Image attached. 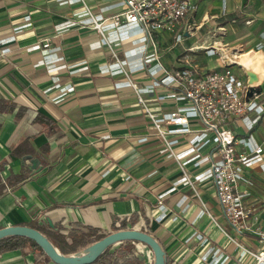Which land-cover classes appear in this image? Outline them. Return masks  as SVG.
I'll return each mask as SVG.
<instances>
[{
  "label": "crops",
  "instance_id": "crops-1",
  "mask_svg": "<svg viewBox=\"0 0 264 264\" xmlns=\"http://www.w3.org/2000/svg\"><path fill=\"white\" fill-rule=\"evenodd\" d=\"M117 3L0 0V99L13 105L12 110L0 112V228H36L60 253L71 255L124 224L123 229L150 234L164 250L166 264H256L245 251L257 253L264 250V244L251 231L232 229L210 182L198 184L196 192L185 184L175 185L180 176L177 164L162 152V143L136 94L123 83L125 75L102 70L112 71L117 59H128L137 45L136 28L108 31L109 42L102 44L101 35L80 26L79 18L86 12L84 5L92 14L107 17L117 12ZM207 16L202 17L199 2L198 10L190 15L196 24L201 21L196 31ZM195 34L184 31L179 48L172 47L171 35H156L167 69L185 66L181 57L198 47L194 46L197 42H190ZM44 38H50L46 50L31 49ZM248 49L245 44L227 51L220 46L215 56L206 54L217 63L210 70L222 69V52L230 58L231 51L240 55ZM252 57L247 59L249 71L262 72L256 76L259 83L264 82V53ZM45 58L48 63L42 62ZM233 67L243 78L240 68ZM128 76L139 87L152 81L141 70ZM166 93L158 88L142 97L153 110L167 111L176 103L155 99ZM260 103L264 107V94ZM37 113L50 122L36 120ZM261 117L264 123V113ZM227 128L236 136H240L239 128L246 129L240 119ZM188 137L175 136L174 149H185ZM243 137L264 148V133L249 132ZM22 142L24 152L17 154L14 150ZM256 166L244 169L253 184L240 187L249 193L245 205L252 210L250 223L264 226V169ZM197 172L190 167V174ZM65 229L69 239L61 232ZM124 244L116 243L110 251ZM131 245L143 257V264H153L149 246L138 241ZM0 264L56 263L27 244L0 254Z\"/></svg>",
  "mask_w": 264,
  "mask_h": 264
},
{
  "label": "built area",
  "instance_id": "built-area-1",
  "mask_svg": "<svg viewBox=\"0 0 264 264\" xmlns=\"http://www.w3.org/2000/svg\"><path fill=\"white\" fill-rule=\"evenodd\" d=\"M84 8L86 12L79 18L80 26L100 34L102 44L109 42L105 38L108 31L136 28L137 45L126 56L128 59H117L112 71L108 68L102 70L125 75L123 83L136 94L156 137L162 143V152L177 164L180 176L175 185L185 184L196 192L198 184L210 182L222 214L232 229L238 233L251 231L264 244V226L250 223L252 210L245 205L249 193L240 187L242 183L246 186L253 184L252 179L244 175V169L254 165L264 169V148L252 144L249 138L234 135L227 128L230 122L240 119L247 130L252 129L264 113L260 103L261 93L251 91L256 89V85L245 83L234 73L232 64H229L231 59L224 52L219 55L222 69L204 73L188 66L169 70L162 62L156 35H171L172 47L181 44L184 25L198 10V0H118L117 12L107 17L92 14L85 5ZM49 46L50 38H44L31 49L44 51ZM199 48L210 57L218 54V46L213 44ZM42 62L48 63V60L45 58ZM235 64L240 65L238 62ZM140 70L152 77L146 87H139L128 76ZM158 88L166 89L167 93L157 95L155 99L175 102L173 109L153 110L150 102L142 97L144 93H155ZM249 92L251 95H248ZM194 124L199 127L193 128ZM177 135H189L185 149L180 151L174 149L178 141L174 137ZM190 167L198 172L190 174ZM205 212L211 216L210 211ZM61 232L68 236L67 229ZM245 252L255 258L256 264H264V250Z\"/></svg>",
  "mask_w": 264,
  "mask_h": 264
},
{
  "label": "rangeland",
  "instance_id": "rangeland-1",
  "mask_svg": "<svg viewBox=\"0 0 264 264\" xmlns=\"http://www.w3.org/2000/svg\"><path fill=\"white\" fill-rule=\"evenodd\" d=\"M206 2L203 4V2ZM201 5L202 17H205L203 25L198 29L197 24L191 21H187L184 25V31L187 34L192 35L196 33L194 37L190 39V42H197L198 46L192 52H187L181 57L182 63L185 66L193 67L199 72L204 73L206 70H210L211 66H215L217 63L215 60H209L204 49L199 48L203 44L205 45H218L228 50L231 46L245 44L249 45V49L245 53L240 52L238 55L236 52L230 54L229 64H232L233 68H238L241 73H244L242 80L247 83H253L258 89L264 83H259V79L256 74L261 76L262 72L249 71L248 68L243 65H237L236 62L244 63L250 56L256 52L264 53V0H198ZM208 12V13H205ZM203 20V19H202ZM183 31V33H184ZM184 37V36H183ZM220 45V46H219ZM179 48V44L174 46ZM243 53V54H242ZM235 54V55H234ZM242 56V57H241ZM210 57V56H209ZM253 58V57H252ZM213 59V58H210ZM255 59V57L253 58ZM261 61V60H260ZM240 64V63H239ZM256 78H254V77ZM252 77V78H251ZM264 94V91L261 92ZM262 118V117H261ZM258 125H261L259 129ZM252 132L255 136H259L260 132L264 133V123L257 121L254 125ZM240 136H247L249 132L246 129L239 128ZM257 166L254 165L251 168L255 169ZM120 230V229H119ZM117 231V230H112ZM69 238V236H67ZM66 237V238H67Z\"/></svg>",
  "mask_w": 264,
  "mask_h": 264
},
{
  "label": "water",
  "instance_id": "water-1",
  "mask_svg": "<svg viewBox=\"0 0 264 264\" xmlns=\"http://www.w3.org/2000/svg\"><path fill=\"white\" fill-rule=\"evenodd\" d=\"M261 93L264 91V85L257 89H251ZM251 95V92L248 93ZM51 224L50 221H48ZM8 236H23L34 241L43 251V253L56 264H91L109 246L123 241L131 240L146 244L153 252V264H166L165 253L160 244L148 233L135 229H121L106 234L103 238L93 242L82 251L64 255L58 251L51 241L39 230L30 226L10 225L0 228V239Z\"/></svg>",
  "mask_w": 264,
  "mask_h": 264
},
{
  "label": "trees",
  "instance_id": "trees-1",
  "mask_svg": "<svg viewBox=\"0 0 264 264\" xmlns=\"http://www.w3.org/2000/svg\"><path fill=\"white\" fill-rule=\"evenodd\" d=\"M12 107L13 105H10V103L0 99V112L12 110ZM35 119L46 125L50 122V119L39 113H37ZM23 147H25L24 142H22L14 151H17V154L23 153ZM22 156L25 157V155ZM124 227L125 225L121 224L119 227H113V230L123 229ZM104 236V234L98 235L96 239L99 240ZM131 242V240L121 242L125 243L124 246H121L114 251H110L112 246H109L106 251L91 264H143V257L137 254L134 246L131 245ZM27 244L42 251L34 241L26 237L8 236L0 239V254L11 250L22 249Z\"/></svg>",
  "mask_w": 264,
  "mask_h": 264
},
{
  "label": "bare ground",
  "instance_id": "bare-ground-1",
  "mask_svg": "<svg viewBox=\"0 0 264 264\" xmlns=\"http://www.w3.org/2000/svg\"><path fill=\"white\" fill-rule=\"evenodd\" d=\"M240 63V65H243L244 67H247L248 65H249V62L248 61H245L244 63H242V62H239ZM249 70V69H248ZM253 73H254V70H253ZM254 77V76H253ZM252 78V77H251ZM254 78H256V77H254ZM262 80H264V79H262ZM262 83H264V82H262Z\"/></svg>",
  "mask_w": 264,
  "mask_h": 264
}]
</instances>
